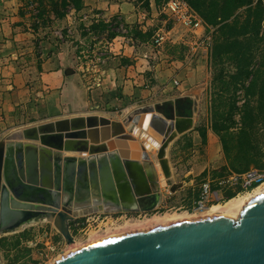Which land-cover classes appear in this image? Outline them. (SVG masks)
<instances>
[{
	"label": "rangeland",
	"instance_id": "1",
	"mask_svg": "<svg viewBox=\"0 0 264 264\" xmlns=\"http://www.w3.org/2000/svg\"><path fill=\"white\" fill-rule=\"evenodd\" d=\"M113 1L114 8L110 3L100 4L102 0H82L80 9L60 6L65 14L56 18L51 12L49 16L38 15L42 7L39 0H0V142L29 125L40 124L52 112L45 96L59 79L50 78L51 72L57 70L60 77L77 73L82 88L93 85L91 89L100 91L89 94L97 101L124 96V87L117 84L98 89L102 70L119 68L117 78L136 80L138 89L155 86L158 97L193 87L190 92L198 102L194 126L201 143L194 144L192 137L183 136V145L172 148V153L176 152L174 159L188 154L200 156L206 153L204 144L211 143L210 156L199 161L201 169L210 159L208 172L195 174L194 170L183 176V168L176 179H192V183L173 194L169 204L139 219L114 221L100 209L77 215L69 221L70 243L47 220L0 235V264H52L70 245H85L93 235L122 231L154 215H206L208 211L198 215L192 210L193 195L197 196L203 181L209 179L213 185L216 178L237 172L231 163L242 171L254 167L264 172V119L252 122L250 115L244 118L242 114L246 103L264 102V93L258 92L264 87V0H199L212 5L206 9L208 19H203L210 42L199 47L186 28L163 13L167 0ZM43 3L47 5L48 0ZM238 3L242 5L234 8ZM224 23L227 26L221 30ZM255 27L259 28L257 35L252 31ZM163 33L165 40L156 43L157 35ZM216 43L223 47L214 55ZM248 56L249 68L259 69V87L253 94H247L241 82L234 83L233 76L236 66ZM57 97L62 98L61 94ZM212 190L217 203L219 191ZM226 192L224 201L230 195ZM102 216L108 219L102 220Z\"/></svg>",
	"mask_w": 264,
	"mask_h": 264
},
{
	"label": "water",
	"instance_id": "2",
	"mask_svg": "<svg viewBox=\"0 0 264 264\" xmlns=\"http://www.w3.org/2000/svg\"><path fill=\"white\" fill-rule=\"evenodd\" d=\"M197 105L194 95L183 94L136 107L121 120L74 115L23 128L0 142V235L47 220L70 243L69 221L82 213L105 207L154 210L160 198L157 176H149L151 186L145 179L138 182L135 162L150 160L145 139L158 141L156 157L163 176L170 177L169 145L192 128ZM110 167L116 175L127 171L131 195L118 198L100 190L110 187L104 185ZM181 185L173 183L169 190ZM52 264H264V193L246 199L235 220L188 219L108 237L67 250Z\"/></svg>",
	"mask_w": 264,
	"mask_h": 264
},
{
	"label": "crops",
	"instance_id": "3",
	"mask_svg": "<svg viewBox=\"0 0 264 264\" xmlns=\"http://www.w3.org/2000/svg\"><path fill=\"white\" fill-rule=\"evenodd\" d=\"M95 1L98 2V0H95ZM104 3L106 4L110 3V6L112 8L115 7V4H113L114 3L113 0H102V3L100 4H104ZM98 4L99 3H97V5ZM117 5L119 4H116V7ZM120 70L123 71L122 68ZM119 72H120L119 68H115V69L105 68L104 70H102L101 72L102 75L100 78L101 81L99 82L98 89H100L101 87L112 86L114 84H117V86H122V88L124 87L122 91L124 92V96H119L118 98H112L109 100L97 99V101H95L96 99L90 95H92L91 94L92 92L93 94H98L100 91H97L95 88H94L95 90L91 89L93 88V85H87V87L84 86V88H82V86H80L81 84H79L81 80L78 79L79 77L77 76L78 75L77 73L67 74V75H64L65 77L63 76L60 77L57 70L51 72L49 74L50 78L53 79L54 77H57L59 81L58 83H56L57 85L56 84L53 85L52 83L54 88L51 90V92H49L45 96L46 105L52 108V112L49 113L48 117L45 120L41 121V123L51 121L54 119H58V118L70 117L74 115H89V114H98V115L106 116L110 119L121 120L127 114V112H129L130 110L136 107L152 104V103L162 101L165 99H169V98H174L182 94L194 95L192 94V92H190L193 87L188 86L186 87L187 89L184 92L174 94V95H168L164 97H158L155 95V92H154L155 86L147 85V87H144L141 89L135 88L136 85L134 84L136 83V80L125 78V77L117 78L118 76H120ZM126 72L128 73V70ZM59 94H61V97H62L61 99H58L57 97ZM64 95L67 96L68 98L67 99L63 98ZM94 107H98L99 110L91 111L90 109ZM133 126L134 125H130L129 127H127L126 131L131 133V128ZM183 136L192 137L194 144L201 143V140H200L201 138L198 132L195 130L194 122H193L192 128L177 135L171 141L169 145V150L167 152L168 166H169L170 173H171L170 177L165 178L163 176L161 167L156 157V153L152 154L148 152L150 156V160H138L135 162L139 170L136 172V174H134V178L138 182L139 180L142 182L145 179L147 185L149 184V186H151L149 182V178H150L149 176H151L154 173L157 176L158 186H159V191H160V198H159L156 209L160 207H164L165 205L169 204L170 198L172 197L173 194L181 193V190L184 189L186 186H188V183L189 184L192 183V179H190L189 181H185L182 179H176V177L178 176V173L183 172V168H185L184 170L185 174L183 176L193 174L194 170L197 171L195 174H200L201 172L206 171V170L208 172L210 159H207L206 164H203L201 169H200L201 164L199 161L200 159L201 160L205 159V155H206V158L210 156V153L212 151L211 143L204 144L206 153L201 154L200 156L195 155V154H192V155L188 154L184 156V158H179V159L173 158L175 157L176 152L172 153V148H174L175 146L183 145L181 142ZM136 137L138 138L140 142L143 141V138H140L139 136H136ZM64 153L69 154V155L71 154L81 155V153H77V152H64ZM84 155H88V154L85 153ZM148 171L150 172V175ZM123 174L124 175H121V173H117L116 175L113 172L112 168L110 167L109 168L110 182H109V176L108 178L104 177L105 179L104 185L105 186L108 185L110 187L101 188L100 186V190L103 189L105 192L107 191L114 192L115 196L118 198H120L121 194H124V197L131 195L133 192L131 190L132 186L130 183L131 177L128 175L127 171L123 170ZM117 177L118 179L116 180ZM173 183H182V185L172 192L169 190V187ZM117 185H120V192H119V188L117 187ZM102 195H101V198L103 197ZM193 196L196 197L195 193ZM98 207H103V206H98Z\"/></svg>",
	"mask_w": 264,
	"mask_h": 264
},
{
	"label": "built area",
	"instance_id": "4",
	"mask_svg": "<svg viewBox=\"0 0 264 264\" xmlns=\"http://www.w3.org/2000/svg\"><path fill=\"white\" fill-rule=\"evenodd\" d=\"M163 13L176 23L182 25L195 38L194 44L204 46L210 42V34L205 33V22L197 11L187 2V0H167L163 4ZM165 34H158L156 43L165 40ZM174 83L178 82L174 80ZM264 182V172L251 167L241 172H231L227 175L215 179L216 189L219 191L217 202H223L224 190L244 192L251 190L254 185ZM212 185L209 179L200 184L198 194L193 202L192 210L200 213L208 208L214 201ZM156 210V208L154 209ZM152 212V211H151ZM147 211H139V217L147 215ZM150 213V212H149Z\"/></svg>",
	"mask_w": 264,
	"mask_h": 264
},
{
	"label": "trees",
	"instance_id": "5",
	"mask_svg": "<svg viewBox=\"0 0 264 264\" xmlns=\"http://www.w3.org/2000/svg\"><path fill=\"white\" fill-rule=\"evenodd\" d=\"M187 2L197 11V13L199 15L201 14L200 16L202 17V19H205V20L208 19V11L206 9L211 7L212 5L207 6L204 3H200L199 0H187ZM38 4H40L39 7L42 6V7H40L41 11L39 10V13H38L39 16H41L43 14L47 15L48 12H51V13H53L54 17L59 18L65 14V11L63 12L59 8L60 6L63 8H66V7L72 5L73 8L80 9L83 5V2H82V0H48V4L45 5L43 3V0H39ZM240 5H242V4L238 3V4H235L233 7L238 8ZM47 16H49V14ZM211 22L217 23L216 21H211ZM226 24L227 23H224L223 25H221L220 29L222 30V28L227 26ZM252 31L255 35H257L259 28L255 27V29H253ZM246 32H248V31H245V33ZM237 34H241V33H237ZM219 46H220V43H216L214 45V53H213L214 55L220 54L221 51H219V49L223 46H221V47H219ZM250 64H251V58H250V56H248L242 63H240L236 66L237 73L233 75V76H235L234 77L235 78L234 83H237L238 81L241 82V86L245 88L247 94L256 93V91L259 87V82H258L259 76L257 74V72H259V69H258V71L250 69L249 68ZM258 92L260 95H261V93L263 94L264 93V87H262L260 89V91H258ZM242 114H243L244 118L247 115H250L252 118V122L259 120L260 118L264 119V102L259 100V102L255 105H250L249 103H246L244 108H243ZM231 166L235 170H238L237 172L242 171V170H239V168H237L233 163H231ZM203 174H205V171H203ZM256 185H254V186H256ZM212 187H213V189H215L216 188L215 184H213ZM226 191H224V193ZM236 192H238V190L232 191L229 189L226 192V193H230V195H228L227 198L229 199V198L233 197Z\"/></svg>",
	"mask_w": 264,
	"mask_h": 264
},
{
	"label": "bare ground",
	"instance_id": "6",
	"mask_svg": "<svg viewBox=\"0 0 264 264\" xmlns=\"http://www.w3.org/2000/svg\"><path fill=\"white\" fill-rule=\"evenodd\" d=\"M36 126V125H33ZM32 127V126H29ZM35 130L32 129L30 130V135L32 136V133ZM139 131L138 129L135 130V135H138ZM145 138H143L144 140ZM146 144L148 146V149L151 152H155L157 147L159 146L158 141H150L146 140ZM246 192V193H245ZM241 192L237 193L235 196L225 200L224 202H217L209 205L207 210L200 212L198 215H203L205 212L208 211L206 215L203 216H196L193 214H188V213H178V212H173V213H164L162 215H154L150 219H146L142 222H136L132 223L131 226L127 227L128 229H123L122 231H115L114 233L107 234L105 236H97L93 235L90 237V239L85 242L86 244L102 240V238H108V237H113L125 233H130L134 231H139V230H147L155 227H159L161 225L171 223V222H176V221H181V220H188V219H196V218H204V217H211V216H229L233 220L237 219L240 213V210L242 209V206L244 205V202L246 199L258 196L260 194L264 193V182L257 184L254 186L251 190L244 191V194H240ZM84 245V244H83ZM77 246L80 245H70L68 246V250L70 249H75ZM82 246V245H81Z\"/></svg>",
	"mask_w": 264,
	"mask_h": 264
},
{
	"label": "flooded vegetation",
	"instance_id": "7",
	"mask_svg": "<svg viewBox=\"0 0 264 264\" xmlns=\"http://www.w3.org/2000/svg\"><path fill=\"white\" fill-rule=\"evenodd\" d=\"M99 210V209H98ZM102 210L103 213H107V214H110L109 218H112L114 221H117V220H120L122 221L123 219H134V218H137L138 217V212L139 211H129V210H125V209H122V208H112V207H105V208H102L100 209ZM154 210H152L153 212ZM151 213V211H149ZM147 213V214H150V213ZM101 215L98 216V218H100ZM141 217L142 214H141ZM139 217V218H141ZM102 220H107L108 217L107 216H102L101 217Z\"/></svg>",
	"mask_w": 264,
	"mask_h": 264
}]
</instances>
